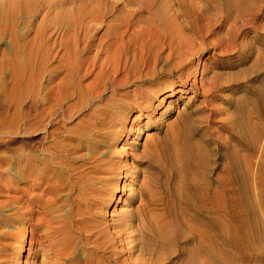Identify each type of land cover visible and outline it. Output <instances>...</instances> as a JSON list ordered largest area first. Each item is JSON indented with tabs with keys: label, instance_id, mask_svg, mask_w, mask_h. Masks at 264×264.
Instances as JSON below:
<instances>
[{
	"label": "bare ground",
	"instance_id": "1",
	"mask_svg": "<svg viewBox=\"0 0 264 264\" xmlns=\"http://www.w3.org/2000/svg\"><path fill=\"white\" fill-rule=\"evenodd\" d=\"M0 44V213L21 226L18 264L37 252L168 264L178 228L167 209L157 214L164 194H192L201 228H184L205 243L203 264L264 262V225L241 227L222 196L264 194V0H0ZM187 86L200 101L141 153L165 183L152 173L120 184L133 161L115 141L137 144L153 100L168 110ZM133 109V125L118 127ZM134 184L138 207L103 227L104 210L125 206L119 194ZM115 241L138 254L120 260ZM185 264H199L194 253Z\"/></svg>",
	"mask_w": 264,
	"mask_h": 264
},
{
	"label": "rangeland",
	"instance_id": "2",
	"mask_svg": "<svg viewBox=\"0 0 264 264\" xmlns=\"http://www.w3.org/2000/svg\"><path fill=\"white\" fill-rule=\"evenodd\" d=\"M249 35H252V32H250ZM1 49H5V44H0ZM238 67H236L233 70H237ZM187 70L192 74V79H195L196 72H192V66H188ZM207 66H205V69L203 72H197L203 74L202 80L206 79L210 73H207ZM199 76V78H200ZM199 78L196 80L199 81ZM135 85H132L127 89V91H130L132 93V89H134ZM244 88H240L237 90L235 96L237 97L241 94H245L246 92L243 91ZM153 93V92H152ZM150 93V94H152ZM189 93H191V90L189 89V86L185 87L182 94L179 95L177 99L174 100V103L172 104L171 108L168 110H164V107L166 105V102H160L159 100L155 99L153 100V103L155 102V107L152 110V115L150 119H146L147 122L145 124L139 123L137 127L139 129H142V133L139 134V136L136 138L137 144L131 145L128 142V139L126 137H121V139H117L115 141V144L112 146V149H116L117 146L120 145H126V149L128 151L127 153V160L133 161V167L129 170H122L120 171L119 175L117 176L119 179L120 184L124 180L126 182L129 181V179H134L136 184H138L140 181H147L151 176L152 173L157 174L161 177V180L164 181L166 176L158 172L157 168L152 167L149 160L147 158L141 157V153L143 152L145 146L147 144L153 143L159 138H161L163 135H165L167 132L171 130V124L176 121V118L179 117L180 114L187 113L191 111V108L195 106L200 99L198 98H189ZM110 94L108 91L106 95ZM142 95H145L143 92ZM153 96V95H152ZM168 96V95H166ZM197 99V100H196ZM234 99V98H232ZM223 99L217 100V105L220 107H223L224 104L222 103ZM163 112L161 116L157 117L159 115V112ZM138 116V112L136 109H133L129 114H125L124 116H121V122L122 124H119L118 127H123V129L128 130L131 125H133L134 117ZM156 117V118H155ZM155 121V119H157ZM75 121V120H74ZM72 122V124L74 123ZM147 125V126H146ZM141 127V128H140ZM134 132V131H133ZM132 136V131L130 132V137ZM3 139H5V135L2 136ZM5 155V151L0 150V156ZM222 161V160H220ZM126 173V174H125ZM151 174V175H150ZM4 178L1 179L0 184H4ZM134 184L132 187L130 185H125L127 187L126 191L121 192L119 195L121 199H125L126 203L125 206L122 205V202H119L116 206L117 208H113L114 205H111L107 209L104 210V213L101 217V222L103 227H110L111 225H117L120 215L124 214L127 211H133L136 207H138L139 200L137 199V196L133 198L132 192H137V185ZM170 191V190H169ZM258 192V191H257ZM130 193V194H129ZM170 193V192H169ZM6 191L3 193H0V201L6 199ZM163 195V194H162ZM166 196L165 201L166 204H160L158 205L157 214L160 213L163 214L165 212V209L169 211V217H166V221H170L173 224L175 223V226L178 228V236L176 237L175 241L173 242L171 246V250L168 253V259L166 260L168 264H185L191 253L195 254V258L198 261L199 264H203L205 262L206 256L203 254L202 250L204 248V242H201L200 239H197L196 237H192L193 235L189 234L188 230L184 228L185 224L187 225H193L197 227L198 229L201 228V226H197L194 224L196 220L190 218L191 213V207H192V194H164ZM223 197L231 196L232 202L235 206L236 211L242 215L245 220H242L241 222H238L241 227L249 226V227H259L264 225V194L262 192L253 193V194H222ZM162 203V202H161ZM122 206L121 208H118ZM121 213V214H120ZM206 216H209V214H206ZM180 228V229H179ZM181 230V231H180ZM21 232V226L18 223H15L13 225L12 220L4 215V212L0 213V264H18L16 254L17 251V243L19 241V235ZM29 235V234H28ZM138 237V231H135V235L133 237ZM28 237V236H27ZM29 242L25 245L24 253L21 255V259L24 260L26 256H28V249H29ZM113 253H116V256L122 260L127 261L129 257L128 253L134 252V255L138 254L137 249V243L131 246L130 249H127V246L125 244L117 243L115 241L114 247H112ZM136 257V256H135ZM47 260L45 257H43V252L35 255L34 263L33 264H42V262H53V264H72L74 261H79L77 258L71 257V255H57V256H51V258H48ZM81 260V259H80ZM59 261V263L57 262ZM27 261L24 264H28ZM143 264V263H142ZM261 264H264L261 263Z\"/></svg>",
	"mask_w": 264,
	"mask_h": 264
}]
</instances>
